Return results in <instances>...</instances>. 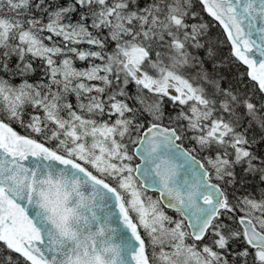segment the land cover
Instances as JSON below:
<instances>
[{
  "label": "snow or ice",
  "instance_id": "snow-or-ice-1",
  "mask_svg": "<svg viewBox=\"0 0 264 264\" xmlns=\"http://www.w3.org/2000/svg\"><path fill=\"white\" fill-rule=\"evenodd\" d=\"M0 264H264V0H0Z\"/></svg>",
  "mask_w": 264,
  "mask_h": 264
},
{
  "label": "trees",
  "instance_id": "trees-1",
  "mask_svg": "<svg viewBox=\"0 0 264 264\" xmlns=\"http://www.w3.org/2000/svg\"><path fill=\"white\" fill-rule=\"evenodd\" d=\"M197 11H199V7H197ZM202 16L205 22L212 25V27L209 29L210 37H211V41L217 46L219 57L221 58L227 57L228 56V46H226V44L221 45L218 43L219 41H223L225 39L222 28H220L215 21H212L210 17H207L206 14H202ZM201 54L203 55V53ZM76 63L78 67L82 66L80 62L77 61ZM209 67H211V65H209ZM234 72H235L234 68L232 69L231 72L227 68L224 69V74L229 76V78H231ZM224 86H227V82H225ZM17 130L21 131L20 129H17Z\"/></svg>",
  "mask_w": 264,
  "mask_h": 264
}]
</instances>
